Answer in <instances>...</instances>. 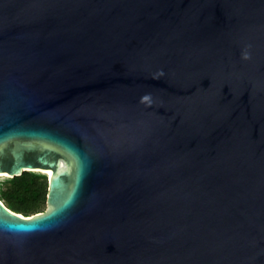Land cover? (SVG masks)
Returning <instances> with one entry per match:
<instances>
[{
    "label": "water",
    "instance_id": "water-1",
    "mask_svg": "<svg viewBox=\"0 0 264 264\" xmlns=\"http://www.w3.org/2000/svg\"><path fill=\"white\" fill-rule=\"evenodd\" d=\"M40 171L0 264H264V0H0V176Z\"/></svg>",
    "mask_w": 264,
    "mask_h": 264
},
{
    "label": "trees",
    "instance_id": "trees-1",
    "mask_svg": "<svg viewBox=\"0 0 264 264\" xmlns=\"http://www.w3.org/2000/svg\"><path fill=\"white\" fill-rule=\"evenodd\" d=\"M46 175L23 172L19 177L0 182V200L13 212L24 216L36 214L46 202L48 182Z\"/></svg>",
    "mask_w": 264,
    "mask_h": 264
},
{
    "label": "rangeland",
    "instance_id": "rangeland-1",
    "mask_svg": "<svg viewBox=\"0 0 264 264\" xmlns=\"http://www.w3.org/2000/svg\"><path fill=\"white\" fill-rule=\"evenodd\" d=\"M37 171H39V170H37ZM37 173L45 174V172H42V171L37 172ZM7 178H8V177H2V176H1V177H0V182H1V181H4V180L7 179ZM45 181L48 182V178H47V177L45 178ZM2 202H3V201H2ZM3 203H4V202H3ZM4 204H5V203H4ZM46 209H47L46 204H44V205L39 209V211H40V212H43V211H45ZM38 213H39V212H38Z\"/></svg>",
    "mask_w": 264,
    "mask_h": 264
},
{
    "label": "bare ground",
    "instance_id": "bare-ground-1",
    "mask_svg": "<svg viewBox=\"0 0 264 264\" xmlns=\"http://www.w3.org/2000/svg\"><path fill=\"white\" fill-rule=\"evenodd\" d=\"M46 174V173H45ZM47 175V174H46ZM1 177V176H0ZM7 208V207H6ZM7 210L11 211L10 209L7 208Z\"/></svg>",
    "mask_w": 264,
    "mask_h": 264
}]
</instances>
